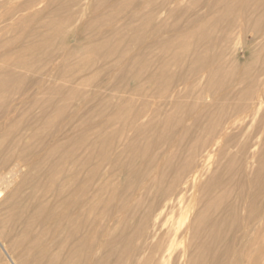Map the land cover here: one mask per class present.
I'll return each instance as SVG.
<instances>
[{
  "label": "bare ground",
  "instance_id": "bare-ground-1",
  "mask_svg": "<svg viewBox=\"0 0 264 264\" xmlns=\"http://www.w3.org/2000/svg\"><path fill=\"white\" fill-rule=\"evenodd\" d=\"M11 1L0 264H264V0Z\"/></svg>",
  "mask_w": 264,
  "mask_h": 264
},
{
  "label": "rangeland",
  "instance_id": "rangeland-1",
  "mask_svg": "<svg viewBox=\"0 0 264 264\" xmlns=\"http://www.w3.org/2000/svg\"><path fill=\"white\" fill-rule=\"evenodd\" d=\"M12 3L13 2H16V0H12L11 1ZM72 41L73 40H71L70 42H68V43H72ZM131 97H134V96H131ZM33 173V172H32ZM31 174V173H30ZM15 180H14V182H12V184H10V187H9V189H15L16 187H17V185H18V183L21 181V176H18V177H16L15 176ZM119 179H122V176H119ZM8 189V190H9ZM27 190H25V189H23L22 191H21V193H20V196H17L18 198H21L22 197V195L26 192ZM9 201V197H8V193H4L2 196H0V205H2V204H7V202ZM25 203H27V201H24ZM2 209H5V208H2ZM4 210H2V212H3ZM7 213V210L6 211H4V213L3 214H6ZM176 217L177 216H175L173 219H176Z\"/></svg>",
  "mask_w": 264,
  "mask_h": 264
}]
</instances>
